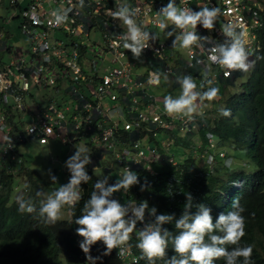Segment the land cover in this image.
Listing matches in <instances>:
<instances>
[{
	"label": "built area",
	"instance_id": "2783aa9c",
	"mask_svg": "<svg viewBox=\"0 0 264 264\" xmlns=\"http://www.w3.org/2000/svg\"><path fill=\"white\" fill-rule=\"evenodd\" d=\"M260 1L176 0V3L177 6L194 10H199L198 5L218 6L224 13L220 17L221 23L229 20L243 23L248 35V48L252 52L257 47V30L262 25ZM167 2L128 0L130 5L139 9L137 23H143L149 32H152V28H159L157 10ZM9 4L15 8L11 18L18 19L17 28L24 37V43L12 47L10 39L13 35L9 29H5L8 20L0 17V53L13 55L8 64L0 66V130L6 136L5 142L0 145V157L8 156L14 162H21L15 152L16 142L29 138L46 143L51 137H58L68 143L75 141L77 134H88V142L94 150L101 156L105 152L114 153L122 171L131 167L132 170L141 168L157 174L153 162L160 158L171 163L177 162L172 154L162 152L158 144L159 140H165V134L160 133L169 127L173 128V118L162 113V110L152 116L149 114L150 100L156 95L149 94L145 85H149V73H159L161 79L180 72L201 74L200 69L205 66L189 68L188 63H195L193 57L206 61V47L203 52H198L196 48L191 52L186 50L185 61L182 66L176 67L167 61L165 42L159 39L154 46L145 49L148 59L145 73H137L132 70L137 63L127 59L129 51L122 47V41L119 40V35L127 29L106 15L108 9L115 8V0H85L84 8L79 7L78 0H9ZM58 9H71L68 21L59 27L50 26V13ZM219 27L218 22L215 31L209 32L201 26H198V31L221 40ZM95 28L101 31L102 40L90 37ZM58 30L66 38L60 35L55 37ZM88 52L94 53L90 59L87 58ZM107 52L111 58L106 63V55L101 58V53ZM124 56L126 61L122 60ZM115 62L120 65H114ZM206 67L210 69L206 73L209 79L215 81L219 76L225 77L224 69L218 65L207 64ZM194 79L200 84L204 76L201 74ZM59 80L67 81L65 91L77 100L74 110L66 113L56 100H49L45 105H36L37 111L30 123L22 124L19 117L16 121L15 114L18 111L30 110L26 101L32 98V86L40 90ZM69 107L65 106L66 109ZM177 119L181 129L187 128V131L196 128L201 121L200 117L193 120ZM30 129L34 130L29 132ZM161 146L164 144L161 143ZM122 259L125 264H134L138 257L127 246Z\"/></svg>",
	"mask_w": 264,
	"mask_h": 264
},
{
	"label": "clouds",
	"instance_id": "9594fccd",
	"mask_svg": "<svg viewBox=\"0 0 264 264\" xmlns=\"http://www.w3.org/2000/svg\"><path fill=\"white\" fill-rule=\"evenodd\" d=\"M78 4L80 8L86 6L85 0H78ZM198 8L199 10L180 7L177 6L176 0H168L166 4L161 5L157 13L160 17L159 28L166 29L167 37L173 38L172 48L191 52L193 48L206 47L208 52L206 61L193 57L195 63H188L189 68L205 66L200 69L204 81L198 85L191 74L178 73L174 79L180 92L176 96H164V112L171 118L193 120L200 117L203 122L206 102L211 103L220 98V89L213 86V80L206 74L210 71L206 65H218L224 69L225 78H228L233 72L247 73L254 67L255 61L251 59L253 53L248 48V35L241 21L229 20L221 23L220 17L224 13L218 6L198 5ZM69 11L71 9L53 10L50 13L52 19L49 25L59 27L66 23ZM138 13L139 9L130 5L128 0H115V8L106 11V15L127 29L119 35V40L122 41V47L130 51L133 58L142 64L145 49L154 46L160 37L159 33L146 30L143 23H137ZM218 22L219 34L223 38L220 41L199 34L198 26L212 32L216 30ZM170 25L171 30H168ZM164 82H167V77H164ZM147 83L160 86L161 75L149 73ZM218 112L222 117H230L232 114L231 109L226 107H220ZM201 125L199 123L195 129L188 132L196 135ZM33 130L30 129L29 132ZM207 133L211 145L215 147L218 142L217 135ZM91 162L89 148L83 144L76 147V151L64 163L70 173L68 182L61 184L51 193L38 190V204L31 197H27L24 191H20L15 196L18 212L31 215L38 223L47 226L61 222L63 210L66 207L75 208L82 200V185L92 180L87 169ZM203 162L207 167L214 166L216 155H208ZM234 164L232 159L223 160L224 167L229 170L234 168ZM47 175L53 183L57 182V177L51 169L47 170ZM110 178L104 175L95 181L89 198L84 202L82 214L73 221L78 225L75 234L82 238L78 243L86 256L87 264H97L103 257L111 255L114 249H119L117 254L123 257L134 232L138 241L136 247L142 253L141 258L146 259L148 264H157V261H163L164 264H215V261L220 259H223L225 264H253V246L241 244L246 235V218L243 215L246 209L239 197L233 198L230 210L219 213L214 219L210 206L202 202L196 203L192 194L186 193L183 211L177 218L175 213L158 214L157 208L150 207L147 201L121 203L114 197L115 193L128 192L136 185H139L141 192L150 188L147 178L141 183L140 177L131 167L121 171L114 183H109ZM233 184L242 186L241 182ZM138 223L142 227L138 228ZM173 223L175 234L165 227ZM98 243L104 246L103 251L93 256L92 248ZM170 245L175 253L171 257L168 256Z\"/></svg>",
	"mask_w": 264,
	"mask_h": 264
},
{
	"label": "trees",
	"instance_id": "16d2710c",
	"mask_svg": "<svg viewBox=\"0 0 264 264\" xmlns=\"http://www.w3.org/2000/svg\"><path fill=\"white\" fill-rule=\"evenodd\" d=\"M261 16L262 25L257 30V47L252 51L251 57L255 65L248 71L247 78L240 84V88L228 92L223 102L222 107L231 109V116L222 117L217 112L218 116L215 115L213 119L207 118V122L204 119L196 133H199L205 143L208 142L205 132L216 134L219 140L217 143L223 146L221 149H231L234 157L245 156L255 165V169L246 171L242 165L232 170L224 165L207 167L200 159L202 156L206 157L205 154L198 158L193 152H189L176 163L165 161L163 158L153 162L157 174L133 168L141 183L147 178L150 188L141 192L139 185H136L128 192L121 191L119 197L114 195L121 203L147 201L150 207L157 208L158 214L175 213L179 218L186 201V193H191L196 203L202 202L212 208L214 219L219 213L230 210L233 198L239 197L246 209L243 213L246 218V235L241 244L253 246V264H264V9L261 10ZM190 74L194 78L195 74ZM240 74L244 73L233 72L228 78L219 76L217 81H213V86L220 89V96L226 92L229 85H234ZM207 112V117L213 114L212 110ZM14 127L17 125L14 124ZM165 133L174 135L173 128L165 129ZM163 137L168 139L166 134ZM87 143L91 145L90 142ZM100 154L93 148L92 162L87 166L92 180L82 185V200L75 208H69L70 218L63 219L54 226L38 223L31 215L18 212L15 198H12L18 180H23L21 191L38 204L40 198L36 197V192L41 190L40 176L31 167L19 166L21 162H14L8 159V156L1 157L0 264H87L86 256L78 243L82 238L75 234L78 225L73 221L82 214L84 202L89 198L93 184L98 179L93 168L99 162ZM118 178L119 176L112 178V183ZM233 182H241L242 186H235ZM137 227L142 225L138 223ZM165 227L175 234L174 223ZM137 242L134 232L128 244L132 253L138 257L134 264H148L146 259L141 258L142 253L136 247ZM103 247L101 243L94 245L92 255H99ZM117 253V249H114L111 255L103 257L97 264H125ZM174 254L170 245L168 256ZM157 264L164 262L157 261ZM215 264H225V261L220 259L215 261Z\"/></svg>",
	"mask_w": 264,
	"mask_h": 264
},
{
	"label": "rangeland",
	"instance_id": "374dc122",
	"mask_svg": "<svg viewBox=\"0 0 264 264\" xmlns=\"http://www.w3.org/2000/svg\"><path fill=\"white\" fill-rule=\"evenodd\" d=\"M261 8L264 9V0L262 2L260 1ZM15 12L14 7H11L9 4V0H0V17L5 18L7 23L5 24V29H9L13 35L10 39V44L12 47L19 46L24 43V37L20 35V30L17 28L18 19H12L11 16ZM58 33H55L56 36H61L66 38V35L58 30ZM20 35V36H19ZM160 39L163 40L165 45V53L167 55V61L174 65V57H178L179 54H184L185 50H178L171 47V41L172 38L167 37V31H160L159 32ZM90 37L93 39H100L102 40V35L100 30H96L94 33L90 34ZM53 38V37H52ZM68 40H70L68 38ZM170 43L168 45V43ZM106 55L107 60L105 61L110 62L111 54L107 52L106 54L101 53V58H103ZM94 56L93 52H88L87 58H92ZM28 57V54L26 55ZM13 58L12 53L3 52L0 53V66L2 64H8L10 60ZM127 59L130 61H134L137 63V66H133L132 70L137 73H142L147 61L145 51L143 53V59L144 62L141 64L139 61L133 58L131 52L127 56ZM123 61H126V56L122 58ZM121 60V62H122ZM114 65H120L119 62H115ZM101 71H104V69H101ZM247 73L240 74L235 80L234 85H229L226 89V92L220 98L218 99V103H206L207 106L205 108V112L213 111V114L210 117H207L205 114V120L207 122V118H214L218 115L216 113L218 112V109L223 106V102L225 99V96L230 91H235L240 88V84L247 78ZM164 77H167V84H172L171 81L168 79L170 77L163 76L161 79V84L164 81ZM67 84V81H61L59 80L56 84L53 85H47L43 87L42 89L38 90L36 86H32L30 93H31V99L27 100L26 103L28 106L31 107L30 110H20L18 111L16 116V121H18V117L22 121V124H28L31 122L33 116H35V112L37 111L36 104H32L31 100L45 105L49 100H56L61 108L67 113L70 110H74V107L77 105V100L70 94L65 91V85ZM147 88V92L149 94H155L156 99L152 100L150 102L151 107L149 108V114L152 116L156 113H158L160 110H162V113L164 112L163 108V98L166 95H173L176 96L180 92L179 86H170L169 90L165 92L164 94L159 92V88L157 86L153 85H145ZM163 87V86H162ZM79 88L83 91L85 89L81 86ZM106 102V101H105ZM70 106L69 109H66L65 106ZM0 110H2L0 108ZM33 111V112H32ZM209 113V112H207ZM216 115V116H215ZM204 120V121H205ZM203 121V122H204ZM173 132L169 135L167 133H163V131L160 134H166L168 139L165 140H159V148L160 150L169 152L173 155L174 159L176 161H179L185 157L189 152H193L198 158L199 156H202L201 154H205L206 157L210 154L216 155V162L215 165L212 166V168H215L216 166L223 165L224 159H232L235 161L234 167H238L239 165H242V167L246 171H253L255 169V165L248 160L243 155H238L237 157L232 156L231 149L226 148L221 149L223 146L219 143H216L215 147H213L209 141L205 143L203 142V139L200 137L199 133L194 135L190 132H188L187 128L181 129L180 127V121L177 118H173ZM200 121V123H203ZM19 126L20 124L17 123ZM171 129V127H169ZM195 129V127H194ZM192 131V130H191ZM15 133V131L13 132ZM208 133L205 132L206 137ZM215 136V134H213ZM217 137V136H216ZM218 138V137H217ZM6 140V136L4 133L0 130V145L3 144ZM89 141V135H78L75 141L64 143L62 142L58 137H51L49 139V143L47 144H39V142L34 138H29L26 141L18 142L16 144V150L18 157L21 158V163H19V166L24 167H31L33 168L40 176V186L41 190H44L45 192L51 193L55 191L61 184H65L68 182L70 173L68 170L64 167L65 161L68 159L69 156H71L75 151L76 147L80 145H85L89 148L90 153H92L93 148L91 145H89L87 142ZM219 141V140H218ZM161 143L164 144V146H161ZM213 147V148H212ZM219 150V151H218ZM221 153L223 156H221ZM205 156H202V159L206 158ZM9 159V158H8ZM1 160V157H0ZM18 166V164H17ZM51 169L52 172L57 177V182L53 183L50 179V177L47 175V170ZM95 170V171H94ZM94 173L96 174L97 178L99 179L101 176L107 175L110 176L109 183H112V178H115V176H120V173L122 171V166L119 164L117 158L114 156V153L112 152H105L103 156L99 159V162L94 166L93 168ZM20 181V182H19ZM22 183L23 180H18L17 187L12 192V198H15V196L21 191L22 189ZM116 197H119L120 192L114 194ZM70 218V209L65 208L63 210V219Z\"/></svg>",
	"mask_w": 264,
	"mask_h": 264
},
{
	"label": "crops",
	"instance_id": "0c3cea01",
	"mask_svg": "<svg viewBox=\"0 0 264 264\" xmlns=\"http://www.w3.org/2000/svg\"><path fill=\"white\" fill-rule=\"evenodd\" d=\"M15 9V8H14ZM15 13V12H14ZM119 23V22H118ZM17 26V25H16ZM122 27V26H121ZM171 25L169 26V29L168 30H171ZM97 30V28H95L94 29V31H93V33L95 32ZM99 30V29H98ZM151 31L152 32H157V33H159L160 31H167L166 29L165 30H162V29H160V28H152L151 29ZM11 32V31H10ZM199 32V31H198ZM199 34H201V35H208V36H210V37H213L214 39H217V41H219L220 40V38L219 37H215V36H213V35H211V34H206V33H200L199 32ZM159 37H160V35H159ZM160 39V38H159ZM173 39V38H172ZM223 39V38H222ZM161 40V39H160ZM168 43V42H167ZM170 43H168V45H169ZM165 45H166V43H165ZM165 48V47H164ZM205 47H201V48H196V50L198 51V52H203L202 50L204 49ZM164 52H165V50H164ZM129 53H130V51H129ZM145 54L147 55V52L145 51ZM129 55V54H128ZM186 57H187V51L185 50V53L184 54H179L178 55V57H174V65L173 66H176V67H179V66H182V64H183V62L185 61V59H186ZM145 61H147L148 62V59H145ZM146 68V67H145ZM145 68H144V70H143V72L142 73H145ZM192 73L194 74V72L192 71ZM196 76H201V74L200 73H198V74H195L194 75V78L196 77ZM168 77H170L168 80L169 81H171L172 82V84H170V85H168L167 84V82L165 83L164 81H163V83L162 84H160V86H158L160 89H159V92L160 93H162V94H164L165 92H167L168 90H169V87L172 85V86H178L176 83H175V77L172 75V76H168ZM215 81H217V80H215ZM214 81V82H215ZM163 86V87H162ZM156 99V96L154 97V99L153 100H155ZM31 102H32V104H36V105H42V104H40V103H37V102H35V101H33V100H31ZM150 102H152V100H150ZM35 105V106H36ZM30 109H31V107H30ZM205 110V109H204ZM161 111V110H160ZM47 143H49V140H48V142H46V143H39V144H47Z\"/></svg>",
	"mask_w": 264,
	"mask_h": 264
}]
</instances>
